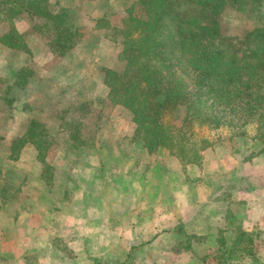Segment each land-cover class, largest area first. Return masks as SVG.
<instances>
[{
    "label": "crops",
    "instance_id": "crops-1",
    "mask_svg": "<svg viewBox=\"0 0 264 264\" xmlns=\"http://www.w3.org/2000/svg\"><path fill=\"white\" fill-rule=\"evenodd\" d=\"M29 46L34 75L10 91L12 103L0 98V264H219L216 238L227 213L244 229L261 227L264 153L245 160L239 142L214 147L209 155L222 163L213 168L206 153L201 164H183L164 147L149 152L132 138L134 127L105 132L106 120L97 138L80 145L64 128L73 115L59 113L76 101L65 104L64 91L95 104L105 100L101 70L90 75L81 67L104 65L95 53L88 60L80 55L96 45L80 42L47 71L37 61L39 49ZM46 57L53 56L46 51ZM27 61L0 43V76L8 82ZM32 120L53 139L48 178L27 136ZM231 150L240 157L233 167L225 162Z\"/></svg>",
    "mask_w": 264,
    "mask_h": 264
},
{
    "label": "trees",
    "instance_id": "trees-1",
    "mask_svg": "<svg viewBox=\"0 0 264 264\" xmlns=\"http://www.w3.org/2000/svg\"><path fill=\"white\" fill-rule=\"evenodd\" d=\"M78 1L103 9L91 27L77 22L75 9L62 0H0V24H7L0 43L28 59L12 82L0 76V98L12 103L10 91L34 75L29 37H44L47 51L60 58L97 33L120 46L117 66L100 69L106 99L130 113L132 138L149 152L164 147L183 164H201L212 141L190 131L205 126L228 131L234 145L244 142L245 160L264 153V0H128L120 15L107 0ZM228 11L245 20L237 32L223 19ZM21 16L30 24L24 31L14 24ZM93 103L84 100L59 113L63 118L73 108L79 114L64 128L80 145L95 139L86 131ZM27 134L49 175L45 158L53 139L35 120ZM225 220L216 238L219 264H244L245 257L263 264L257 248L264 230L237 226L231 212Z\"/></svg>",
    "mask_w": 264,
    "mask_h": 264
},
{
    "label": "rangeland",
    "instance_id": "rangeland-1",
    "mask_svg": "<svg viewBox=\"0 0 264 264\" xmlns=\"http://www.w3.org/2000/svg\"><path fill=\"white\" fill-rule=\"evenodd\" d=\"M63 2H65L67 5L72 6V8L75 9L74 15L75 18L77 20V22H80L86 26H92L93 25V21L92 19L96 18L98 15L103 13V9L96 5L93 2H77V0H62ZM105 1V0H104ZM108 3L111 4L113 10L117 13V14H122L124 11V7L128 4V0H107ZM223 19L224 21L227 22V27L229 28L230 32H237L239 31V29H241L242 26H245V20L237 13L228 11L225 12V14L223 15ZM75 20V21H76ZM14 24L17 27L18 30L20 31H24L26 28L30 27L29 22L24 19L22 16L14 19ZM7 26V24L5 25V23L0 24V32L3 30V28ZM239 28V29H238ZM31 38V39H30ZM29 44L31 43L33 48L39 49V56L37 58V61L40 60V67L42 70L47 71L48 68H56L57 64L59 63L61 60L59 57L53 56L51 59L46 57V47L43 44L45 38L41 37L40 35H33L31 37H29ZM88 41L92 44V45H96V47L94 48L93 52H88V51H84L81 50L80 51V55H83L82 58L85 60H88V58L90 57V54H94L95 53V57L94 59H97L96 61L99 63H104V65H100V67L105 66V63L107 66L109 67H116L117 66V54L119 52L120 46L118 44L112 43L106 39H104L100 34H95V38L91 39V40H83L82 43L87 42ZM86 44V43H85ZM90 48V47H89ZM91 49V48H90ZM93 50V48L91 49ZM45 53V55H44ZM89 56V57H88ZM92 59V57L90 58ZM84 60V61H85ZM33 63V59L31 60ZM95 60H92L90 63H96ZM86 63H83V65L81 66L83 68V71L85 69H87L88 71H86L87 73H89L90 75H97L99 74V67H92L90 70L88 68V61H85ZM36 62L34 61V64ZM75 70V69H74ZM72 71V70H71ZM63 94L65 95L64 97L62 96V98L65 101V104H67L69 101H73L74 97L75 100L73 103H70L69 105H77L78 103H80L81 101L87 100L83 97V95H77V94H73V91L71 92H66L64 91ZM77 98V99H76ZM81 98V99H80ZM67 99V100H66ZM80 99V100H79ZM78 100V101H77ZM90 101V100H88ZM92 101V100H91ZM104 101V102H103ZM103 104H92L91 110L87 113V117H88V127H86V131L90 134L91 137H95L97 138V133L99 131V128L101 129V127L99 125H97V123L106 120L105 123V127L104 130L105 132L109 133L112 129H117V130H121L122 132L128 133L130 131H132L134 124L131 121V116L130 113L123 109L120 106H114L112 105L109 101H107V99L105 98V100H103ZM69 111L71 112L72 115H79L78 113H75V111H73V108H70ZM100 118V119H99ZM86 121V120H85ZM103 129V127H102ZM252 131V130H251ZM191 132V137H204V138H208L212 141V146L206 148L203 151V157L205 158V153L208 156L209 152L212 150H214V147H222L224 149L230 147L233 148L234 144L232 143V141L229 139V132L226 130H217V131H212L211 129L207 128V127H194L192 128ZM253 132V131H252ZM231 152L233 154L236 153V151H232ZM167 153V152H166ZM218 158H219V154L215 153ZM160 157L159 159H164V157H162V155L158 156ZM239 155H233L230 159H227L226 164L229 167H233V164H236L237 160L239 159ZM220 159L217 160V157H215L214 155L210 154L209 158H208V163L210 165L209 168H213L215 167L217 164H221L222 161ZM203 161V159H202ZM168 165V162H167ZM169 166H175V164L173 163H169ZM232 169V168H230ZM255 169V168H254ZM264 167L263 169H261L259 173H261V179L264 178ZM231 172V171H230ZM229 172V173H230ZM248 173H254L255 171H246ZM258 179V178H257ZM251 182L255 181V177H251V179H249ZM259 180V179H258ZM260 181V180H259ZM257 187V184H256ZM259 190L260 188L257 187ZM260 191H264V185L263 187L261 186ZM251 189V188H250ZM251 197H254V192L251 193ZM255 201L257 199H254ZM264 201V200H263ZM262 201L261 204L263 205H259L260 212L262 213V215H264V202ZM254 209V207L252 208ZM253 213V211H252ZM264 230V219L261 221V227ZM258 241V240H256ZM258 257L260 258V260L262 261V263L264 264V243L260 242L258 243Z\"/></svg>",
    "mask_w": 264,
    "mask_h": 264
}]
</instances>
